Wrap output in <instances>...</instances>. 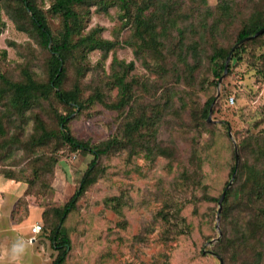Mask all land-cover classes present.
<instances>
[{"label": "rangeland", "instance_id": "374dc122", "mask_svg": "<svg viewBox=\"0 0 264 264\" xmlns=\"http://www.w3.org/2000/svg\"><path fill=\"white\" fill-rule=\"evenodd\" d=\"M54 1L34 3L58 41ZM74 10L71 43L100 44L66 53L62 88L82 104L70 131L90 145L122 142L99 158L65 218L64 264H219L217 255L222 264H264V30L236 41L264 20V0H129V10L85 0ZM217 48L229 51L219 77ZM49 60L18 0H0V75L44 83ZM10 97L0 79V264H51L53 209L73 194L91 155L59 139L54 112L68 108L53 94L23 111ZM134 118L141 127L132 135L125 126ZM41 126L51 140H34ZM17 242L24 251L14 258Z\"/></svg>", "mask_w": 264, "mask_h": 264}, {"label": "trees", "instance_id": "16d2710c", "mask_svg": "<svg viewBox=\"0 0 264 264\" xmlns=\"http://www.w3.org/2000/svg\"><path fill=\"white\" fill-rule=\"evenodd\" d=\"M85 0H55L51 5L50 9L53 13L59 14L63 19V32L60 40L56 41L52 37V33L45 18L40 10L34 3V0H18L20 11L22 14L28 16V19L32 27L36 30V33L40 39V43L48 50L50 54L48 78L44 83H36L29 79L28 81H10L0 75V79L7 86L12 97H10L23 111V107H27L30 104L33 105L37 98H49L50 94H53L55 99L61 103L64 107L68 108L66 114L61 111H55L54 117L57 121L58 126V137L67 145L72 152H81L82 154H90L91 159L89 160L86 169L84 170L77 188L73 194L65 201L60 207L53 209V214L56 218L53 223L50 233L48 235L51 247L56 251V256L51 264H64L68 251L70 249V238L64 227V221L66 216L75 208L76 202L79 197L83 195L88 184L93 182L94 176L97 170V164L100 157L109 154L111 151L116 150L117 146L121 145V139H114L113 141L105 142L101 145H90L88 142L76 138L72 135L69 122L73 117V114L77 110H81L82 104L78 100V96L74 91H66L62 88V83L65 76V59L66 53L71 49L75 48L78 44H84L90 42V47L94 48L98 46L95 39L81 38L78 43H71V36L76 30L78 22V13L74 10V5H79ZM122 4L127 10H129V0H115ZM28 13H30L28 15ZM142 21L138 22L140 24ZM264 27V20H256L251 24L245 25L237 34L236 41L245 39L255 34L259 29ZM109 46V45H108ZM229 51L222 48H217L211 56V61L214 65V73L216 77H219L221 72L224 70L225 58ZM123 93V92H122ZM126 93H123V103L125 102ZM213 98L207 100L206 106L203 109L204 117H207L209 113L210 104ZM31 105V106H32ZM42 127V126H41ZM130 130L133 135L141 127L140 119L134 118L126 123L125 126ZM131 135V136H132ZM52 133L42 127L41 134L34 139L37 142H44L51 140ZM159 152L163 149H158ZM237 158V156H236ZM236 163L231 167L230 178L234 171H236ZM235 177V176H234ZM234 179V178H233ZM232 179V180H233ZM225 194L221 201V205L228 200L229 189L224 188ZM219 200V199H218ZM217 255V254H216ZM219 257L217 255L218 261ZM221 258V257H220ZM222 262L223 259L221 258Z\"/></svg>", "mask_w": 264, "mask_h": 264}, {"label": "water", "instance_id": "95a60500", "mask_svg": "<svg viewBox=\"0 0 264 264\" xmlns=\"http://www.w3.org/2000/svg\"><path fill=\"white\" fill-rule=\"evenodd\" d=\"M262 30H264V27H262L261 29H259L255 34H258V33L261 32ZM228 60H229V55L227 56V59H226L225 65H224V71H223L224 73H225L226 68H227ZM210 114H211V107H210V109H209V114H208V117H207V120H208V121L210 120ZM236 160H237V158H236ZM234 176H235V171H234V172L232 173V175H231V180L234 178ZM227 187H228V185L226 186V188H227ZM224 194H225V191L222 192V194H221V196H220V198H219V200H218V205H219V207H218V210H217V215L219 214V212H220V210H221V201H222V199H223ZM219 264H222V260H221L220 257H219Z\"/></svg>", "mask_w": 264, "mask_h": 264}, {"label": "clouds", "instance_id": "9594fccd", "mask_svg": "<svg viewBox=\"0 0 264 264\" xmlns=\"http://www.w3.org/2000/svg\"><path fill=\"white\" fill-rule=\"evenodd\" d=\"M24 251V245L22 242H17L16 244L13 245L12 247V253L13 257L16 258L19 255H21Z\"/></svg>", "mask_w": 264, "mask_h": 264}, {"label": "built area", "instance_id": "2783aa9c", "mask_svg": "<svg viewBox=\"0 0 264 264\" xmlns=\"http://www.w3.org/2000/svg\"><path fill=\"white\" fill-rule=\"evenodd\" d=\"M40 230H41V225H40V224H34V225L32 226V229H31V231H32L34 234L40 232Z\"/></svg>", "mask_w": 264, "mask_h": 264}, {"label": "crops", "instance_id": "0c3cea01", "mask_svg": "<svg viewBox=\"0 0 264 264\" xmlns=\"http://www.w3.org/2000/svg\"><path fill=\"white\" fill-rule=\"evenodd\" d=\"M5 186H9V185H5ZM3 193V191H0V194H2ZM10 195H13V194H10ZM11 198H12V196H11ZM0 205L2 206V205H4V203H0ZM2 212V211H1ZM33 233V232H32Z\"/></svg>", "mask_w": 264, "mask_h": 264}]
</instances>
